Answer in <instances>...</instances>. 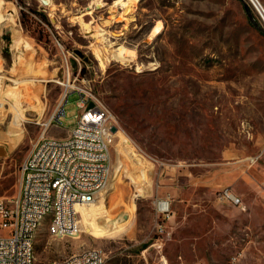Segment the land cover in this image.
Returning a JSON list of instances; mask_svg holds the SVG:
<instances>
[{
  "label": "rangeland",
  "instance_id": "obj_1",
  "mask_svg": "<svg viewBox=\"0 0 264 264\" xmlns=\"http://www.w3.org/2000/svg\"><path fill=\"white\" fill-rule=\"evenodd\" d=\"M115 1L0 0V197L15 203L53 113L46 133L69 134L85 83L116 120L110 181L74 235L41 225L38 264L92 247L103 264H264L263 21L248 0Z\"/></svg>",
  "mask_w": 264,
  "mask_h": 264
},
{
  "label": "built area",
  "instance_id": "obj_2",
  "mask_svg": "<svg viewBox=\"0 0 264 264\" xmlns=\"http://www.w3.org/2000/svg\"><path fill=\"white\" fill-rule=\"evenodd\" d=\"M262 20L264 5L261 0H248ZM264 24V23H263ZM72 86V84H71ZM70 87V86H69ZM69 87L65 88L62 99V111L69 98ZM76 105V123L65 137L49 136L47 128L60 115L52 114L48 124L20 165L21 184L19 194L14 204L0 197V264H38L37 258H31L33 244V228L37 219L49 211L51 190L55 186L64 185L65 188H76L89 201V194H97L103 189L111 174L110 136L116 120L112 113L104 107L94 96L92 88L85 83L78 87ZM65 99V101H64ZM71 134H80V142L71 141ZM53 144H61L59 164H52ZM71 144H78V154H71ZM96 152H103L109 159V168L98 165ZM63 163L76 164V172H64ZM81 167H89V175H81ZM94 175H101V182H94ZM220 196L235 204H241L239 196L229 188L221 190ZM92 201H89V203ZM64 205L65 222L56 227H70V234L74 235L76 227L68 226L67 206ZM158 215L166 218L171 212V201L160 198L155 201ZM105 255L100 248H89L87 254H80L79 258L69 256L51 261L49 264H102ZM233 264V263H230Z\"/></svg>",
  "mask_w": 264,
  "mask_h": 264
},
{
  "label": "bare ground",
  "instance_id": "obj_3",
  "mask_svg": "<svg viewBox=\"0 0 264 264\" xmlns=\"http://www.w3.org/2000/svg\"><path fill=\"white\" fill-rule=\"evenodd\" d=\"M42 1L48 2L50 0H42ZM131 3H132V0H116L114 2L115 5H121L122 7H126V8H129V6H131ZM262 21L264 23V14H262ZM160 24L155 26L154 28L155 33L160 32L161 30ZM86 26L88 27V25ZM127 52L124 51V47L119 46V48H117V50L114 52V55L115 57L119 59L129 60L130 56L125 54ZM99 60L102 65L105 64V60L103 59L101 55H99ZM66 69L69 70V66L66 65ZM67 73L68 74H67L66 82H64L65 87L71 86V82L69 78V71ZM63 97H64V93L62 94L60 98L59 105L62 103ZM2 107H3V102L1 101L0 108ZM48 121L45 122L44 124H48ZM71 141L80 142V134H71ZM60 151H61V144H53L52 164H59V152ZM71 154H78V144H71ZM96 159H98L99 166H102V168H109V159H107V156H105L103 152H96ZM63 171L64 172H76V164L63 163ZM81 175H89V167H81ZM94 182H101V175H94ZM108 184L109 182L107 183L105 187H107ZM96 195L97 194H89V201L94 202ZM89 201L88 199L84 198L83 193L80 190H76V188H65L64 185L55 186V190H51V194H50L49 211L43 213L41 219H37L36 226L33 228V244H32V249H31V258H36L35 240H36L38 230L40 229L41 225L45 221H47V231L50 234H54V235L59 234L60 232L65 231L66 228L70 229V227H61L59 229L56 228L60 225H63L65 222L63 204L67 206L68 216L76 217L75 212L80 211L82 209L81 206L92 203V202L89 203ZM79 222L80 221L77 220L76 218H67L68 226H78ZM88 252H89V249H86L81 252L70 255L69 258H79L80 254H87ZM103 263H104V260H102V264Z\"/></svg>",
  "mask_w": 264,
  "mask_h": 264
},
{
  "label": "water",
  "instance_id": "obj_4",
  "mask_svg": "<svg viewBox=\"0 0 264 264\" xmlns=\"http://www.w3.org/2000/svg\"><path fill=\"white\" fill-rule=\"evenodd\" d=\"M112 131H113V132L117 131V126H113V127H112Z\"/></svg>",
  "mask_w": 264,
  "mask_h": 264
}]
</instances>
